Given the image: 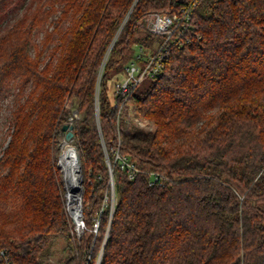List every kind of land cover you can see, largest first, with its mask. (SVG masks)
I'll list each match as a JSON object with an SVG mask.
<instances>
[{"label":"trees","instance_id":"16d2710c","mask_svg":"<svg viewBox=\"0 0 264 264\" xmlns=\"http://www.w3.org/2000/svg\"><path fill=\"white\" fill-rule=\"evenodd\" d=\"M187 11L149 88L111 92L139 46L164 40L142 20ZM7 96L19 104L0 159V259L49 264L64 238L76 255L60 264H96L104 239L100 264H264V0H0ZM74 110L80 240L57 166Z\"/></svg>","mask_w":264,"mask_h":264},{"label":"built area","instance_id":"2783aa9c","mask_svg":"<svg viewBox=\"0 0 264 264\" xmlns=\"http://www.w3.org/2000/svg\"><path fill=\"white\" fill-rule=\"evenodd\" d=\"M191 22V13L187 11L180 16L178 14L162 15L153 13L150 19L146 22H142L141 26L144 27L150 33L162 37L163 42L157 46L155 53H147L143 46L138 47L137 60L127 66L125 71L124 80H119L116 83V90L118 93L128 94L134 87L140 84L146 78H154L162 74L165 58L168 56V50L170 48V41L174 36H177L173 40V44H181L182 35L185 34ZM75 119L79 118L78 115H74ZM73 124L74 119H71ZM117 157L119 155L117 154ZM126 162L123 163L125 165ZM113 184V183H112ZM72 219V216L70 214ZM83 217V216H82ZM73 220V219H72ZM74 222V221H73ZM75 223V222H74ZM82 228H84L83 218L80 220ZM75 230L79 233L77 225L75 224ZM80 234V233H79ZM0 264H13L7 257L4 251L1 252Z\"/></svg>","mask_w":264,"mask_h":264},{"label":"rangeland","instance_id":"374dc122","mask_svg":"<svg viewBox=\"0 0 264 264\" xmlns=\"http://www.w3.org/2000/svg\"><path fill=\"white\" fill-rule=\"evenodd\" d=\"M150 16L145 17L142 21L146 22L147 20L150 19ZM52 28L53 27H52V25H50V23L43 24V25H41V27H39V29H41L40 33H39L40 35L38 36V38H35V40H34V47L36 46L37 50H39V51L43 50V47L40 46V42L44 38L45 32L51 31ZM56 38H58V37H55V39ZM54 46H55V42L53 41L51 43L50 50H47V51L44 52L43 58H45V57L47 58V56H49L50 51L53 49ZM32 52H33L32 54H34L35 51L33 50ZM125 76H126L125 72H122L121 74H118L115 79L110 81L109 85H110L111 92L114 91L116 82L119 81V80H121V81L124 80ZM151 84H152V80L149 79V78H146V79H144L141 82V84L139 85L137 90L138 91L146 90L147 88H149V86ZM27 93H29V92L27 91ZM23 98L20 99V102L24 101ZM17 101L18 100L15 97L7 96L0 103V159L3 156L4 149H6V147L8 146V144H9L11 138H12V134H13L14 130H13V126H12L11 122H12L13 112L15 111V108L19 104ZM76 114L78 115L79 118H81V114H78L76 112V110H74L72 112L71 116L69 117L68 123L72 122L71 119L75 120V116L74 115H76ZM128 119H129V123L132 126H134L135 128H137V129H141V130H144V131H153L154 130V126H153V124L151 122L146 121V120H144V119H142L140 117H137L134 112H131L128 115ZM68 146L73 147V144H69L63 139V141H61L60 146H59V155H58V161H57V166L58 167H59V164L61 166L62 155H63L64 151L67 149ZM59 169H60V172L62 174L63 181H64V190H65V193H64V204H65V209L67 211V214L70 217V210H69V206H68V203H67L68 188H67V185H66V181L64 180V176L65 175H64V172H63V168L61 167ZM81 186H83V183L80 185V187ZM82 198H83V195H82ZM112 209H114V206H113ZM83 230H84V228H82V230L79 231L80 234L77 232L78 233L77 234V239L78 240H80L82 238ZM97 238L100 239V238H102V236H98ZM102 244L103 245H102L100 253L98 255L96 264H100L101 255H102V252H103L102 250H103L104 245H105V239L103 240ZM74 255H76V253L74 251L70 250L68 241L66 239H64V238H60V239H58L55 242V244L53 246V249H52V255L47 258L46 262L49 263V264H60L61 262L65 261L68 257L74 256Z\"/></svg>","mask_w":264,"mask_h":264},{"label":"bare ground","instance_id":"6f19581e","mask_svg":"<svg viewBox=\"0 0 264 264\" xmlns=\"http://www.w3.org/2000/svg\"><path fill=\"white\" fill-rule=\"evenodd\" d=\"M61 167L63 168L64 178L68 188L67 193V203L69 206L70 214L77 222V229L82 230V225L80 224V203L82 195L81 185V170L79 168V163L77 160V153L68 146L64 151L61 160Z\"/></svg>","mask_w":264,"mask_h":264},{"label":"water","instance_id":"95a60500","mask_svg":"<svg viewBox=\"0 0 264 264\" xmlns=\"http://www.w3.org/2000/svg\"><path fill=\"white\" fill-rule=\"evenodd\" d=\"M97 119H98V124L100 125V121H99V108H97ZM73 128H74V125L73 124H70V123H66L63 125L62 127V130L63 132L66 133V142L69 143V144H72L73 141H74V133H73ZM73 150H75L74 147H72ZM76 151V150H75ZM77 153V152H76ZM77 160H78V163H79V168L80 170L82 169L81 168V163H80V159H79V156L77 154ZM107 162L108 164L110 165V160L108 158V155H107ZM59 168H61L60 164H59ZM65 180V178H64ZM83 183V173H82V170H81V184ZM112 183H113V179H112ZM82 195H83V186H82ZM82 195H81V203H80V220L82 221V216H83V209H82ZM114 211V209H113ZM73 221L75 222V224L77 223L75 221V219L72 217Z\"/></svg>","mask_w":264,"mask_h":264}]
</instances>
